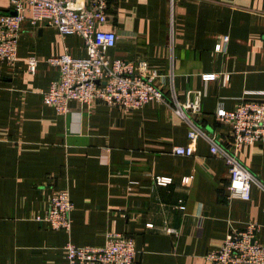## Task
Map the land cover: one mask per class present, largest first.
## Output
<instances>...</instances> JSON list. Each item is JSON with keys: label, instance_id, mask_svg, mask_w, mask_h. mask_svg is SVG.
Returning <instances> with one entry per match:
<instances>
[{"label": "crops", "instance_id": "crops-1", "mask_svg": "<svg viewBox=\"0 0 264 264\" xmlns=\"http://www.w3.org/2000/svg\"><path fill=\"white\" fill-rule=\"evenodd\" d=\"M10 9L0 1L3 13ZM108 11L102 28L119 37L109 58L146 62L164 94L174 89L182 103L202 92L199 127L230 143L217 113L264 99V0H109ZM66 52L88 55L80 37L25 22L16 64L0 59V264H67L69 243L102 248L111 234L134 242V264H211L230 226L247 223L258 225L264 245V191L231 198L228 168L205 139L195 156L174 154L189 144L188 126L166 105L124 113L70 101L65 115L45 105L42 93L58 78L45 61ZM30 58L39 61L34 74ZM205 74L219 78L205 82ZM237 155L264 184V142ZM58 191L74 204L69 231L37 220Z\"/></svg>", "mask_w": 264, "mask_h": 264}, {"label": "built area", "instance_id": "built-area-1", "mask_svg": "<svg viewBox=\"0 0 264 264\" xmlns=\"http://www.w3.org/2000/svg\"><path fill=\"white\" fill-rule=\"evenodd\" d=\"M1 1V0H0ZM11 9L7 13L0 10V59L10 66L18 60V43L22 25H45L57 29L61 38L69 35L83 39L87 57L75 58L68 52L52 57L45 62L58 72L48 91L42 93L45 105L54 107L58 113L69 112L70 101L81 104L102 102L132 113L152 102L166 105L174 115L188 126L187 146H174L178 156H195L196 144L205 139L210 144L214 156L222 159L230 173L229 189L231 198L248 202L252 187L264 191V184L239 160L237 152L242 145L264 142V99L243 100L233 111H220L217 118L231 130L230 143L221 145L214 137L202 130L197 119L201 115L202 92L195 97L187 93V100L179 101L174 89L169 96L158 87L160 76L149 71L144 61L137 63L121 59H110L109 49L116 46L119 37L102 26L108 22L109 0H7ZM171 22L169 28L170 45L173 50L174 24L173 3L171 2ZM221 49V45L217 47ZM39 61L28 60V70L36 73ZM216 74H205L203 81L218 79ZM229 79V75L224 77ZM264 95V92L260 93ZM163 180V181H162ZM160 179V183H165ZM74 204L67 191H58L51 197L44 216L39 222H47L54 230L69 231ZM259 227L247 223L242 229L230 226L229 233L218 252L210 253L207 260L211 264H264V245L257 240ZM67 264H134L136 248L132 240L121 235H108L102 248L78 247L69 243L66 247Z\"/></svg>", "mask_w": 264, "mask_h": 264}]
</instances>
